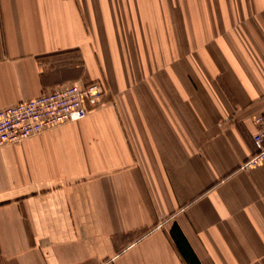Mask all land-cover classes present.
I'll list each match as a JSON object with an SVG mask.
<instances>
[{
    "label": "crops",
    "instance_id": "1",
    "mask_svg": "<svg viewBox=\"0 0 264 264\" xmlns=\"http://www.w3.org/2000/svg\"><path fill=\"white\" fill-rule=\"evenodd\" d=\"M75 83L0 148V264H264V0H0V108Z\"/></svg>",
    "mask_w": 264,
    "mask_h": 264
},
{
    "label": "built area",
    "instance_id": "2",
    "mask_svg": "<svg viewBox=\"0 0 264 264\" xmlns=\"http://www.w3.org/2000/svg\"><path fill=\"white\" fill-rule=\"evenodd\" d=\"M103 93L99 83H75L0 108V148L84 119ZM253 124L252 139L258 151L245 163V168L264 163V112L255 117Z\"/></svg>",
    "mask_w": 264,
    "mask_h": 264
},
{
    "label": "trees",
    "instance_id": "3",
    "mask_svg": "<svg viewBox=\"0 0 264 264\" xmlns=\"http://www.w3.org/2000/svg\"><path fill=\"white\" fill-rule=\"evenodd\" d=\"M171 237L180 253L187 264H200L197 258L192 253L187 242L185 241L182 233L177 226H173L171 229Z\"/></svg>",
    "mask_w": 264,
    "mask_h": 264
}]
</instances>
